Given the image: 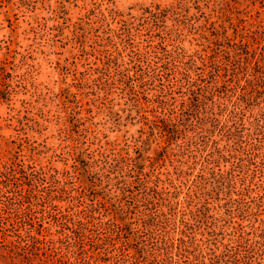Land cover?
<instances>
[{
  "label": "trees",
  "instance_id": "1",
  "mask_svg": "<svg viewBox=\"0 0 264 264\" xmlns=\"http://www.w3.org/2000/svg\"><path fill=\"white\" fill-rule=\"evenodd\" d=\"M182 6L76 26L99 64L35 100L51 146L18 136L0 166L6 264H264V50L255 35L198 36ZM91 23L105 38L87 51ZM140 26L158 40L148 50ZM83 99L101 121L84 123ZM34 123L23 131L39 134Z\"/></svg>",
  "mask_w": 264,
  "mask_h": 264
},
{
  "label": "rangeland",
  "instance_id": "2",
  "mask_svg": "<svg viewBox=\"0 0 264 264\" xmlns=\"http://www.w3.org/2000/svg\"><path fill=\"white\" fill-rule=\"evenodd\" d=\"M177 4H183L182 7L188 10L185 16L189 19V24H194L196 30L203 28L204 31L198 32V36L207 34L215 39L217 34L224 32V36L233 39V43H239V36L255 35L260 39L257 54L264 50V0H0V166L8 161L10 163V158L18 151L15 143L18 136L25 138L27 135L38 151L45 152V144L51 146L52 135H56V132L48 126L47 117L40 114L35 100L46 94L51 96L60 93L66 86L63 84L66 76V84L73 82L71 74L74 70L93 73L99 64L93 55H80L81 45L76 40L81 33L76 29L78 24L104 16L108 21L113 18L111 28L118 29L127 14L135 16L141 9ZM182 14L184 15L183 12ZM136 17L130 18V21L137 23ZM171 24L168 22L165 26L169 28ZM210 24H214L213 28ZM209 26V31H205ZM88 27L91 30L86 35L87 51L93 41L105 38L106 30L104 27L96 30L97 26L92 23ZM138 32L144 35L135 40L134 45H139L140 42V47L148 50L149 44L154 46L157 43V38H152V43L145 41L148 37L144 26L138 27ZM193 32L195 31L189 33ZM189 33H184L185 48L202 49L192 41L193 36ZM190 41L193 43L192 47ZM31 106L36 109L32 110ZM80 108L84 123L86 120L89 123L101 121V113L94 119L91 113L85 111L88 108L86 99H83ZM148 114L151 116V112ZM24 116L28 119H23ZM48 120L54 124L55 111ZM35 121L42 125L40 133H25V126L35 125ZM134 132L135 129L130 134ZM114 136L112 134L110 138L113 139ZM51 155L52 152H48L40 158L45 162ZM55 164L57 168L62 166L58 162ZM168 169L171 170V167ZM14 183L16 181L13 179L11 186ZM247 223L246 221L243 225L246 226ZM0 264H6L2 258Z\"/></svg>",
  "mask_w": 264,
  "mask_h": 264
}]
</instances>
